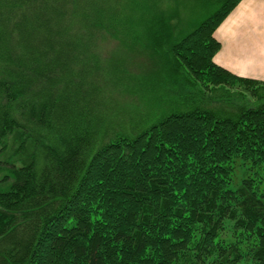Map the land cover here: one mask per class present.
I'll return each mask as SVG.
<instances>
[{"label": "trees", "instance_id": "obj_1", "mask_svg": "<svg viewBox=\"0 0 264 264\" xmlns=\"http://www.w3.org/2000/svg\"><path fill=\"white\" fill-rule=\"evenodd\" d=\"M240 1L222 0L180 33L156 4L127 7L132 39L161 59L135 85L155 113L89 150L100 125L72 122L68 81L111 11L44 0L37 19L16 28L27 4L0 0V160L15 179L0 189V264H264V97L231 91L264 82L214 61V32ZM223 97L236 99V116L206 108ZM32 120L36 136L25 132ZM43 150L51 174L37 173ZM64 190L60 205L49 203Z\"/></svg>", "mask_w": 264, "mask_h": 264}, {"label": "rangeland", "instance_id": "obj_2", "mask_svg": "<svg viewBox=\"0 0 264 264\" xmlns=\"http://www.w3.org/2000/svg\"><path fill=\"white\" fill-rule=\"evenodd\" d=\"M14 1H16V3L27 4L25 7L27 10L23 12V22L25 25L18 23L16 28H28L30 25L29 23L38 17V13H36V16L32 13L33 7L37 6L39 10V4L35 2L43 3L44 0ZM61 1L62 0H60V2ZM221 2L222 0H207L205 2L203 0H75L74 7L78 12L90 9L96 14L97 9L102 10L104 7L111 11V14L100 18L103 26L101 28H94L92 33L89 34L88 37L92 41L91 45H89V49H80V52L77 53V57L74 61L75 65L72 66V68L75 69L77 80L75 78L72 79L70 76L68 81L73 87L72 101L75 107L73 110H76L75 115L77 116L73 118L74 120L71 118L72 122L75 123V121L79 119L82 124L86 123L87 125H91L89 121H95L98 126L100 125L97 127L100 132L94 130L90 138L89 146H91V148H89V150L93 147L98 150L100 144L98 145L97 143L100 142L102 138V141L106 140L110 134H122L125 133V131L127 132V130L132 133L136 132V130L146 124L148 115L153 116L155 113L156 108L151 110L152 112H149L150 107H148V102L150 100L147 99L153 96L150 93L140 91V87L135 89V85L138 86L136 83H140V78L149 76L154 70H158L161 66V59L154 53L150 57L148 51H144V42L132 39V34L128 31L129 29L131 30V26H129L130 10L127 12L124 10L134 3L156 4L161 7L162 10L160 11L163 12V14L176 16L169 18V21L177 25V31L180 33L185 29L187 24L191 21L204 18ZM200 3L203 4L199 5ZM213 3L215 4L214 6ZM195 4H197V8H194ZM80 25H82V23L79 21V26ZM198 44L199 46H203L205 41L202 40ZM85 59H87V66H84L82 63V60ZM72 71L74 70L72 69ZM134 75H137L139 79L135 78ZM130 85L135 89V92L127 89ZM202 85L205 92L208 94L212 93V86H210L207 81H202ZM74 87H76V89H74ZM235 89H238L239 92L243 91L249 98L253 97L255 99V97L257 98L259 96L264 97V89L261 87L256 88L254 86L253 89L251 86V88L245 89L239 86V88H232V93L235 92ZM254 90H257L259 96L254 93ZM239 92L234 94V98H238V95H240ZM213 95H215V97L217 96L216 93H213ZM159 96L160 94H155V97L158 98ZM227 98L232 99V96ZM236 99L233 103H235ZM222 100V102L214 103L211 106H206V108H215L221 115L228 114L236 116L239 113L238 108H236L233 103H230V101L224 99V97ZM246 102L247 104H251V102ZM98 121H100V123ZM101 123H106L107 127L105 126L104 128ZM26 124L30 127L26 129L25 132L31 131L30 134L36 136L37 130L35 129L37 125L35 122L32 120L30 123ZM41 136L49 140L47 134H41ZM2 148V145H0L1 160ZM1 160L0 189H3L8 187V183L14 182L15 179L9 177V175L12 174L10 172V167L12 165L1 162ZM48 163H50V161L46 156V152L43 150L38 155L37 173H42L45 170L51 174L52 172L48 170L47 167ZM49 167H51L54 172L57 166L53 165ZM55 174L57 173H53L54 176H56ZM64 178L66 177L61 178V181H63ZM61 185L62 183L60 185L56 184L55 190L60 189ZM66 193L67 191L64 190L50 194L48 197L49 203L53 205L57 202V205H60L66 198ZM57 198L60 200L55 201Z\"/></svg>", "mask_w": 264, "mask_h": 264}, {"label": "crops", "instance_id": "obj_3", "mask_svg": "<svg viewBox=\"0 0 264 264\" xmlns=\"http://www.w3.org/2000/svg\"><path fill=\"white\" fill-rule=\"evenodd\" d=\"M214 61L237 76L264 82V0H241L216 28Z\"/></svg>", "mask_w": 264, "mask_h": 264}]
</instances>
